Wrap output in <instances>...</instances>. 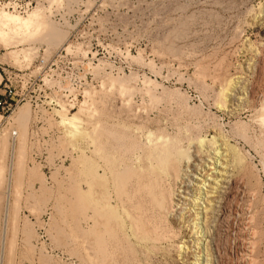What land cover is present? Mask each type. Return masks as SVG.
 Wrapping results in <instances>:
<instances>
[{
    "label": "rangeland",
    "instance_id": "obj_1",
    "mask_svg": "<svg viewBox=\"0 0 264 264\" xmlns=\"http://www.w3.org/2000/svg\"><path fill=\"white\" fill-rule=\"evenodd\" d=\"M0 95V264H264V0H0Z\"/></svg>",
    "mask_w": 264,
    "mask_h": 264
},
{
    "label": "bare ground",
    "instance_id": "obj_2",
    "mask_svg": "<svg viewBox=\"0 0 264 264\" xmlns=\"http://www.w3.org/2000/svg\"><path fill=\"white\" fill-rule=\"evenodd\" d=\"M221 136V135H220ZM223 142H224V140H223ZM227 146V145H226ZM232 146V145H231ZM222 147V146H221ZM224 147V146H223ZM164 148V147H163ZM166 149H167V147H165ZM210 149V148H209ZM216 149V148H215ZM214 149V150H215ZM225 150H226V147H225ZM159 151H160V149H159ZM228 151V150H227ZM212 153V152H211ZM215 154H216V158H214V161H212V164H214L215 166L214 167H212V170L211 171H213V174L211 175V176H207L206 175V172H205V167L207 166V163H200V164H196V162H194V166H193V168H195L194 170V172H190V173H188L192 178L190 179V177H188V176H186V178L185 179H187V180H185L186 181V183H185V185L187 186V188L186 189H184V191H186V192H188L187 194V197L185 196V195H180L181 197H184L186 200H189V201H191L192 203H194L195 204V202H201L200 200L201 199H203L204 201H205V198H203L202 197V190L204 189V188H206L205 186H209L210 188H208V189H210V190H205L206 192H207V197H211V199L210 200H212V207H211V204H210V212H209V215L208 216H206V219H205V221H204V223L206 222V223H208V228H207V230H205V231H203V233L201 234L202 236L203 235H207V236H209L210 237V239H209V244H214V242H215V233H216V226L217 225H219V222L222 220V218H224L223 217V203H222V198H221V196L223 195V194H225V192L227 191V189L229 188V186H230V184H231V182H232V173H231V168H230V166H229V163H227V160H228V156H227V152H224V150L223 151H220V150H218V152H214ZM164 154V153H163ZM168 154V153H167ZM213 155V154H212ZM160 156H162V155H160ZM163 158H162V160L164 159V157H165V155H163L162 156ZM205 157V156H204ZM214 157V156H213ZM224 157H226V158H224ZM201 158V157H200ZM208 159H209V157H207ZM221 159H223V161H221ZM160 160H161V157H160ZM171 160V159H170ZM167 161V160H166ZM195 161V160H194ZM202 161V160H201ZM209 161V160H208ZM234 161V160H233ZM164 162V161H163ZM162 162V163H163ZM168 162V161H167ZM229 162V161H228ZM235 162V161H234ZM159 163H161V162H159ZM168 164V163H167ZM193 164V163H192ZM235 164V163H234ZM234 164H232L233 166H234ZM161 165V164H160ZM164 165V164H163ZM210 165V164H209ZM231 165V164H230ZM159 167V166H158ZM163 167V166H162ZM166 167V166H165ZM165 167H163V168H165ZM168 167V166H167ZM210 167H211V165H210ZM90 169H91V167H90ZM187 169V168H186ZM192 170V169H191ZM235 170H236V168H235ZM90 171V170H89ZM193 171V170H192ZM232 172H234L233 170H232ZM90 173H92V172H90ZM200 173V176L202 175L203 177H204V179H202L198 174ZM236 173V172H235ZM208 174V173H207ZM235 175V174H234ZM234 177V176H233ZM199 181H201L202 182V184H200L199 183ZM235 181H236V179H235ZM231 188V187H230ZM229 190V189H228ZM232 190V189H231ZM185 192V193H186ZM205 196V195H204ZM208 202H210V201H208ZM183 203V202H182ZM186 203V202H185ZM190 204V203H189ZM202 204V203H201ZM185 205V204H184ZM190 206V205H189ZM198 206V205H197ZM203 206V205H202ZM226 206V205H225ZM182 207H183V205H182ZM192 207V206H191ZM194 207V206H193ZM209 207V206H208ZM225 208H227V207H225ZM196 210V209H195ZM243 210H244V208H243ZM193 211V210H192ZM198 211V210H197ZM203 211V210H202ZM245 211V210H244ZM115 212V211H114ZM195 212V211H194ZM184 213V212H183ZM197 213V212H196ZM115 214H117L116 212H115ZM181 214H182V211H181ZM205 214V213H204ZM201 215L202 214H199V213H197V216H196V214H195V216L198 218V221H199V219L201 218ZM205 216V215H204ZM226 216V215H225ZM243 216H246V215H244L243 214ZM248 217V216H247ZM246 217V218H247ZM243 218V217H242ZM242 220V219H241ZM224 221V220H223ZM239 221V220H238ZM200 222V221H199ZM222 222V221H221ZM202 223V222H201ZM205 223V224H206ZM236 223V222H235ZM223 224V223H222ZM221 224V225H222ZM240 224L241 225H236V227H237V231L235 232V234H237V236H239V237H241L240 239H241V246H240V250H242L243 252L244 251H246V247L244 246V241H245V239H248V238H245V236L247 237V233L249 232H247L246 233V230H245V222L242 220L241 222H240ZM247 224V223H246ZM220 225V226H221ZM203 226V225H202ZM224 226V225H223ZM231 226V225H230ZM221 228V227H220ZM231 228V227H230ZM235 228V227H234ZM194 229V228H193ZM199 229V228H198ZM219 229V228H218ZM200 230V229H199ZM220 230V229H219ZM231 230V229H230ZM233 230V229H232ZM236 230V229H235ZM249 230V229H248ZM252 233V232H251ZM221 234V233H220ZM229 235V234H228ZM199 236V235H198ZM230 236V235H229ZM250 236V235H249ZM235 237V236H234ZM234 237H233V239H234ZM200 238V237H199ZM198 238V239H199ZM220 237H218V239H219ZM237 237H235V239H236ZM245 238V239H244ZM205 239V238H204ZM194 240V239H193ZM236 240H238V239H236ZM251 240V239H250ZM195 241V240H194ZM191 242H192V240H191ZM198 242V241H197ZM237 242V241H236ZM247 242V241H246ZM245 242V243H246ZM249 242V241H248ZM196 243V242H195ZM194 243V244H195ZM215 243H217V242H215ZM238 243V242H237ZM192 244V243H191ZM247 244V243H246ZM186 245V244H185ZM208 245V244H207ZM219 245V244H218ZM225 245V244H224ZM195 246V245H194ZM197 246V245H196ZM199 246V245H198ZM202 246V245H201ZM186 247V246H185ZM248 247V246H247ZM251 247H252V245H251ZM217 248H219V247H217ZM217 248L215 249V247H213L212 248V251H213V253H214V256H215V258L216 257H218V258H216V259H213V260H211L210 261V263H202V261H201V259H205V258H201V256H200V258H198L197 256V259L196 260H194V261H189V263L190 264H218L217 262H218V259H220L219 258V252H218V250H217ZM223 248V247H222ZM203 249H205V248H203ZM202 249V250H203ZM238 249V248H237ZM187 250V249H186ZM210 250V249H209ZM248 250V249H247ZM252 250V249H251ZM188 251V250H187ZM205 251H206V249H205ZM237 252V251H236ZM247 252V251H246ZM252 252V251H251ZM185 253V252H184ZM208 253H210V251L208 252ZM241 253V252H240ZM245 253V252H244ZM250 253V252H249ZM192 254V253H191ZM203 254V253H202ZM201 254V255H202ZM228 254H230V253H228ZM242 254V253H241ZM248 254V253H247ZM211 255V254H210ZM223 256H225V254H222ZM237 255V254H236ZM239 255V254H238ZM249 255V254H248ZM190 256V255H189ZM195 256V255H194ZM199 256V255H198ZM247 256V255H246ZM252 256V255H251ZM229 257H230V255H229ZM228 257V258H229ZM232 257V256H231ZM235 257V256H234ZM242 257H244V256H242ZM207 258H209L208 256H207ZM186 259V258H185ZM240 259V258H239ZM250 259H251V257H250ZM242 260V259H241ZM245 260H246V258H245ZM188 261V260H187ZM221 261H223V260H221ZM236 261V260H235ZM245 262V261H244ZM248 262V261H247ZM235 263V262H234ZM221 264V263H220ZM236 264H245V263H243V261H240L239 260V262H236Z\"/></svg>",
    "mask_w": 264,
    "mask_h": 264
},
{
    "label": "built area",
    "instance_id": "obj_3",
    "mask_svg": "<svg viewBox=\"0 0 264 264\" xmlns=\"http://www.w3.org/2000/svg\"><path fill=\"white\" fill-rule=\"evenodd\" d=\"M7 106V101L0 95V108L5 109Z\"/></svg>",
    "mask_w": 264,
    "mask_h": 264
}]
</instances>
